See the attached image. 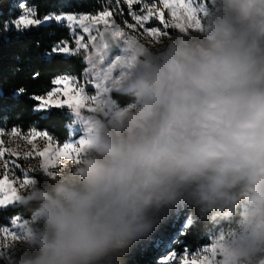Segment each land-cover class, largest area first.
Segmentation results:
<instances>
[{"label": "clouds", "instance_id": "9594fccd", "mask_svg": "<svg viewBox=\"0 0 264 264\" xmlns=\"http://www.w3.org/2000/svg\"><path fill=\"white\" fill-rule=\"evenodd\" d=\"M78 160L42 171L14 264H126L178 207L230 226L221 264L264 255V0H209L200 26L135 45Z\"/></svg>", "mask_w": 264, "mask_h": 264}, {"label": "trees", "instance_id": "16d2710c", "mask_svg": "<svg viewBox=\"0 0 264 264\" xmlns=\"http://www.w3.org/2000/svg\"><path fill=\"white\" fill-rule=\"evenodd\" d=\"M21 2L32 7L40 20L48 15H94L106 8L121 9L126 14L127 5L125 0H0V129L46 131L54 141L64 143L69 139V126L72 124L70 112L66 108L56 107L37 110L38 102L32 97L52 91L57 77L72 75L80 79L86 68L84 55L66 56L52 51L64 42L69 43L70 47L74 46L70 29L63 22L51 20L22 31H17L9 23L5 30V23L18 17L19 10L16 8ZM36 73L38 75L34 77ZM110 94L121 104L128 100L118 92ZM29 216V208L24 203L8 206L0 209V226L10 225L16 217L27 219ZM188 218L191 220L190 226L183 232L182 226ZM216 221L200 219L190 208L178 207L148 239L133 246L125 262L162 264L159 260L168 250L182 253L186 249L193 251L206 246L211 232L216 229ZM256 261L264 264V255H260Z\"/></svg>", "mask_w": 264, "mask_h": 264}, {"label": "snow or ice", "instance_id": "6c2138e0", "mask_svg": "<svg viewBox=\"0 0 264 264\" xmlns=\"http://www.w3.org/2000/svg\"><path fill=\"white\" fill-rule=\"evenodd\" d=\"M126 3L129 8V15L136 21V24H129V28H135L136 26L144 27V23L149 21L150 18L155 17L159 22L164 25V28L168 27L179 29V31H185L189 29L196 30L200 26V19L197 18L196 9H194L191 3L185 4L183 2H176V0H159V7L156 3L143 4V11L145 14L138 15L132 11V5L134 3H142V0H126ZM20 9L25 13L24 15H20L18 19L10 22H6L4 27L5 30L8 29L9 23L14 26L17 31H22L24 29H28L31 26H38L44 22L55 20L57 23L66 22L69 28L73 29L75 33L76 27L82 29L83 33L87 34L88 43L84 42L83 36H77L75 39L76 49L75 51H80L84 49L87 53L85 59L88 61L89 67L85 69V78L87 79L89 76L93 78V80L99 81H108L111 84V87H114L118 82L119 77L122 73L128 70V67L132 61V58L135 54V42L131 40L125 41L126 47L124 49L125 56H117L108 66L104 68L103 62L105 57L108 55V51L112 45H119L122 40H125L126 34L114 23L110 22V17L112 15L111 11L105 10L100 12L96 16L82 15H48L40 19H33L30 16L34 15V13L27 9L25 4L21 3L19 5ZM163 9H167L171 16L177 18V11L182 10L184 13L183 23L176 22H166L164 19V11ZM199 11L203 12L204 7L201 6ZM98 25H103V30L98 27ZM96 34L93 35L92 33ZM145 32H148L151 36H157L158 30L156 28L147 29L145 28ZM159 35L167 36V31L160 32ZM89 46L92 51L89 52ZM53 52L62 53V54H72V50L65 44L63 47H54L52 49ZM119 68L120 73L119 77L116 79H112L111 73L113 69ZM38 75V73L34 74V77ZM56 85H61L63 83V95L67 97V99L61 101L56 99V97L60 96V91L53 89L52 91H48L45 95H36L32 97L38 102L37 110H48L52 107L63 108L65 105L71 110L74 114L75 121L78 122L82 126V131L84 135L80 136V138L76 141L80 147H74L71 143H65L62 148L50 151L47 147L44 148L43 151L36 150V145L33 144V151L24 153V159H28L33 154L43 158V162L40 164L41 171H47L50 166H54V157L64 154L66 151H72L75 153H80L83 146L87 143V137L90 133V128L87 122V117L81 114V109L88 107L91 113L94 112L97 104L106 102L107 99H102L101 95L106 94L110 91V88L107 86H103L102 83H96L97 94L93 96L84 95V88L80 87L79 89L73 88L72 91L75 92V95L69 94V85L75 84V80L67 75L61 76L53 82ZM88 83H92V80H89ZM23 90H21L22 92ZM95 105V107H91V105ZM12 132L18 133V130L13 128ZM32 137H45L48 140H51L52 137L48 135V133L40 132L36 130H31L26 137L31 143ZM9 151V149H5L4 147H0V157H3L5 152ZM10 155H16V153H11ZM78 160V158L76 159ZM11 163L12 168H9L8 165ZM5 176H7L9 171H12L15 168H19V165L16 164L15 160L5 161ZM33 180L25 179L23 181L22 186H27L32 183ZM24 196L16 194V189L12 186L7 179H0V205H11L16 201H23ZM18 217L12 220V224L15 225ZM190 226V222L189 225ZM0 233L5 234L7 237H11V240L14 241L17 238V233L15 231H10L8 227H0ZM206 252L215 253V248L205 249ZM187 253L185 256L180 259L179 264H212L210 259L200 260L197 258L188 259ZM176 257V253H172L163 257L162 264H173V261Z\"/></svg>", "mask_w": 264, "mask_h": 264}, {"label": "rangeland", "instance_id": "374dc122", "mask_svg": "<svg viewBox=\"0 0 264 264\" xmlns=\"http://www.w3.org/2000/svg\"><path fill=\"white\" fill-rule=\"evenodd\" d=\"M176 2H183L185 4L191 3L192 7L194 9H196V15L197 18L201 19L203 12L199 11V9L201 8V6L203 7H207L209 0H176ZM23 4H25L24 2H21ZM19 3L17 5V10H19V15L16 19L19 18L20 15H24L25 13L20 9L19 5L21 4ZM126 3V0H125ZM149 4L151 5L152 3H156L159 7L162 8L161 5H159V0H157V2H148L145 0H142V3H134L132 5V11L135 12L138 15H143L145 14V12L142 10L143 9V4ZM127 5V3H126ZM26 8L31 10L34 15L30 16V18L33 19H37L35 16V12L34 9H32V7L26 5ZM107 10L111 11L112 15L109 18L111 23H114L115 25H117L125 34V40H122L120 42V48L117 52H115L114 55H107L105 57V60L103 62V67L107 68V66L117 57V56H121L124 57L125 56V52L124 49L126 47V43L125 41L127 40H131L134 41L135 44H139V45H143L145 47H151L152 44L155 43H159L162 41H165L169 36H171L172 34L176 33L179 31V29L176 28H172L171 26L168 27L167 29L164 28V25H162L159 20H157L155 17L150 18L149 21L144 23V27H140V26H136L135 28H129L128 25L129 24H136V21L132 18L131 15H129V8L127 5V13L123 14L121 12V9H116V10H112L111 8H106ZM106 9L100 11L103 12ZM114 9V8H113ZM119 10V12L117 11ZM164 11V19L166 22H176V23H183L184 19V13L182 10H178L177 11V18H174L171 16L170 12L167 9H163ZM63 15H75L77 17L82 16V15H89V16H96L98 14H63ZM15 19V20H16ZM43 20V19H42ZM67 25L66 22H63ZM32 27V26H31ZM68 27V25H67ZM98 27H100V29H103V25H98ZM145 28L147 29H152V28H156L158 30V34L157 36H151L148 32H145ZM70 29V33L73 36V47H70V45H68L69 43L64 42L61 43L60 45H57L59 47H63L65 44H67V46L72 50V54H82L84 55V61L86 63V68L87 69L89 67L88 61L85 59V56L87 55V53L84 51V49H81L80 51H75L76 49V44H75V39L77 36H83L84 38V42L88 43L87 40V34L83 33L82 29H80L79 27H76L75 29V33L73 32L72 28ZM26 30V29H25ZM191 31H195L194 29H189ZM167 31L168 35L167 36H161L159 35L160 32H164ZM93 35H95L96 33L93 32ZM92 51L91 47L89 46V52ZM62 54V53H61ZM72 54H63L66 56L72 55ZM85 69L82 73V76L80 79H78L77 77H74L72 75H67L71 78H73L75 80V84H70L69 85V94L70 95H75V92L72 91L73 88L75 89H79L80 87L84 88V95L87 96H93L97 94V88H96V83H102L103 86H107L110 88V91L106 94H102L101 98L102 99H107V100H111V92H116V90L111 87L110 82L108 81H99V80H93V78L91 76H89L87 79L85 78ZM119 73H120V69L116 68L113 69L111 76L112 79H116L119 77ZM64 76V75H63ZM61 77V76H60ZM59 77H57L56 79H58ZM55 79V80H56ZM89 80H92V83H88ZM54 84V83H53ZM54 89L60 91V96L56 97V99H59L61 101L67 99V97H65L63 95V83L61 85H56L54 86ZM46 96V95H45ZM91 107H95V105H91ZM63 108H66L70 114H71V121L72 124L69 126V139L64 142V143H57L56 141H54L53 139L48 140L45 137H32L31 138V143H29L28 139L26 138L28 136V133L31 130L34 129H30L28 131H21L18 130V133H14L12 132V130H4V129H0V147H4L5 149H9L11 153H16V155H10L9 151H6L3 157H0V179H7L10 183H12V186L16 189V194L18 195H22L25 196L27 194V186H22L23 185V181L25 179H29V180H38L42 182V174H41V170H40V164L43 162V158L33 154L32 156H30L28 159H24V153L26 152H30L33 151L32 145L35 144L36 145V150L38 151H43L44 148H48L50 151L52 150H56L59 148H62L63 145L65 143H71L74 145V147H80L78 144H76V141L80 138V136L84 135L83 131H82V126L75 121V117L74 114L71 112V110L67 107V105H65ZM81 114L84 116H91L94 115V113H91L88 109V107H85L84 109H81ZM39 131V130H36ZM42 132V131H40ZM79 153H75L72 151H66L64 154L58 155L54 157V166H50L49 168H54L58 165L63 164L64 162L67 161H75L78 158ZM15 160L16 164L19 165V168H15L12 171H9L7 176H5V166H4V162L5 161H12ZM9 168H12L11 163H9L8 165ZM23 203V201H16L14 203H12L11 205H0V209L6 208L8 206H13L15 204H20ZM177 209V208H176ZM19 218V217H18ZM26 219H21L19 218V220H17L16 224L13 225L12 221L11 223H9L10 225L8 226H0V227H8L10 231H15L17 234L20 232L21 226L23 225L24 221ZM189 222L191 223V220L188 218L184 225L182 226V231L185 232L187 230V227H189ZM215 231L211 232L210 237L208 238L209 244L203 247H199V249L190 251V250H185L182 253H176L175 251H167L163 257L170 255L172 253H176V257L173 261V264H179V261L181 258H183L185 256V253H187V258L188 259H193V258H197L200 260H204V259H210V261L212 262V264H221V257L218 254L217 251V241L223 239V237L225 235H227L229 233L230 230V226L223 222V221H219L217 220L215 222ZM13 241L11 240V237H7L5 234L0 233V264H12L13 260L15 259V257L17 256L18 253V249L17 247L12 244ZM215 248V253H211V252H206L205 249H212ZM163 257L160 258V262L162 261Z\"/></svg>", "mask_w": 264, "mask_h": 264}, {"label": "water", "instance_id": "95a60500", "mask_svg": "<svg viewBox=\"0 0 264 264\" xmlns=\"http://www.w3.org/2000/svg\"><path fill=\"white\" fill-rule=\"evenodd\" d=\"M47 22H48V21H47ZM44 23H46V22H44ZM102 30H103V29H102ZM119 48H120V44H119V45H112V46L110 47L109 51H108V54H109V55H114L115 52H117V51L119 50Z\"/></svg>", "mask_w": 264, "mask_h": 264}, {"label": "built area", "instance_id": "2783aa9c", "mask_svg": "<svg viewBox=\"0 0 264 264\" xmlns=\"http://www.w3.org/2000/svg\"><path fill=\"white\" fill-rule=\"evenodd\" d=\"M258 257H259V256H257L256 259H257ZM256 259H255V264H258V261H256Z\"/></svg>", "mask_w": 264, "mask_h": 264}]
</instances>
